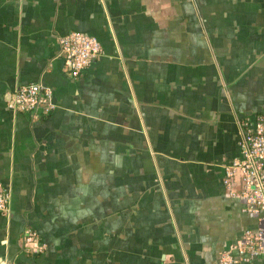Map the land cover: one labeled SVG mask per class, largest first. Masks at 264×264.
<instances>
[{
    "label": "crops",
    "instance_id": "1",
    "mask_svg": "<svg viewBox=\"0 0 264 264\" xmlns=\"http://www.w3.org/2000/svg\"><path fill=\"white\" fill-rule=\"evenodd\" d=\"M71 32L102 48L76 79ZM31 83L36 121L6 102ZM263 110L264 0H0V264H215L258 225L222 179Z\"/></svg>",
    "mask_w": 264,
    "mask_h": 264
},
{
    "label": "built area",
    "instance_id": "2",
    "mask_svg": "<svg viewBox=\"0 0 264 264\" xmlns=\"http://www.w3.org/2000/svg\"><path fill=\"white\" fill-rule=\"evenodd\" d=\"M57 57L63 71L72 79L102 55L99 41L81 32L57 37ZM15 112L28 115L31 121L46 118L55 108L51 90L41 83L18 87L7 97ZM238 154L223 166L222 184L230 199L242 204V212L258 220L255 229H245L218 256L215 264H247L264 259V110L238 122ZM10 193L0 185V216L8 212ZM22 252L38 256L46 246L35 231L25 229L20 238Z\"/></svg>",
    "mask_w": 264,
    "mask_h": 264
}]
</instances>
